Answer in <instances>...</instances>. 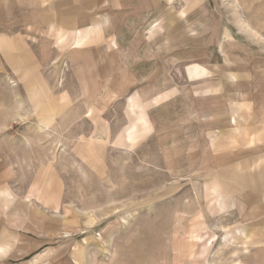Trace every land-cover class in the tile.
Listing matches in <instances>:
<instances>
[{
	"label": "rangeland",
	"instance_id": "1",
	"mask_svg": "<svg viewBox=\"0 0 264 264\" xmlns=\"http://www.w3.org/2000/svg\"><path fill=\"white\" fill-rule=\"evenodd\" d=\"M95 1L0 0L1 264H264V0Z\"/></svg>",
	"mask_w": 264,
	"mask_h": 264
},
{
	"label": "crops",
	"instance_id": "2",
	"mask_svg": "<svg viewBox=\"0 0 264 264\" xmlns=\"http://www.w3.org/2000/svg\"><path fill=\"white\" fill-rule=\"evenodd\" d=\"M170 1V4L175 5V4H181L183 6V2L181 0H167ZM95 3H97L99 5L100 0H96ZM182 14H184V11H181ZM101 26V25H100ZM95 30V29H94ZM94 32V31H93ZM92 31L91 30H85V31H78L77 35H76V39H75V43H74V49H79L82 48V46L85 44V42L88 40L89 36L91 35ZM186 73L187 75H199L201 72H199L198 70V66L194 63H191V66L187 67L186 69ZM5 218V217H4ZM1 227V226H0ZM16 238L14 239L13 242V246L15 245V242L17 241V236L20 238V233H16ZM6 245H10L8 244V239H7V235L5 234V231H3L0 228V259L2 258V254H7L8 250L5 249ZM15 250V249H14ZM16 254V253H15ZM4 257V256H3ZM2 263V261H0V264Z\"/></svg>",
	"mask_w": 264,
	"mask_h": 264
}]
</instances>
